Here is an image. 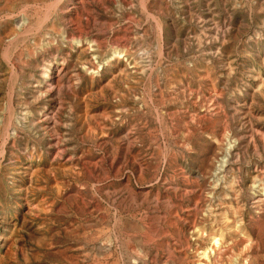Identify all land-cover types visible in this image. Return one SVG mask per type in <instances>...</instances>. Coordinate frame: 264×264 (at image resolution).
Returning <instances> with one entry per match:
<instances>
[{"label": "rangeland", "instance_id": "rangeland-1", "mask_svg": "<svg viewBox=\"0 0 264 264\" xmlns=\"http://www.w3.org/2000/svg\"><path fill=\"white\" fill-rule=\"evenodd\" d=\"M262 139L264 0H0V264H264Z\"/></svg>", "mask_w": 264, "mask_h": 264}, {"label": "bare ground", "instance_id": "bare-ground-1", "mask_svg": "<svg viewBox=\"0 0 264 264\" xmlns=\"http://www.w3.org/2000/svg\"><path fill=\"white\" fill-rule=\"evenodd\" d=\"M84 1V0H83ZM53 5V4H52ZM9 7V6H8ZM85 9V8H84ZM46 10H48V9H46ZM83 10V8H81V11ZM86 10V9H85ZM106 10V9H105ZM50 11V10H49ZM81 11H80V13H81ZM84 11V10H83ZM51 12V11H50ZM46 13V12H45ZM76 14V13H75ZM44 15V14H43ZM82 15V14H81ZM80 15V16H81ZM149 15V14H148ZM76 16V15H75ZM74 16V17H75ZM127 17V16H126ZM43 18H44V16H43ZM79 18V17H78ZM92 19V18H91ZM152 19V18H151ZM43 20V19H42ZM44 20H45V18H44ZM77 20V19H76ZM77 22V21H76ZM75 22V23H76ZM72 23H74V21L72 22ZM78 23H80L79 21H78ZM80 25V24H79ZM102 25V24H101ZM81 26H82V24H81ZM41 27V26H40ZM74 27V26H73ZM76 27H79V26H76ZM79 29H80V27H79ZM124 29V28H123ZM77 30H78V28H77ZM84 30V29H83ZM31 31V30H30ZM80 31H82V29L80 30ZM126 31V30H125ZM32 32V31H31ZM64 32V31H63ZM30 33V32H29ZM45 33V32H44ZM43 34V33H42ZM63 34V33H62ZM78 34V33H77ZM22 35V34H21ZM20 35V36H21ZM27 35V34H26ZM78 36V35H77ZM77 36H75V38L77 37ZM49 37V36H48ZM73 37V36H72ZM67 38V37H66ZM70 38H71V36H70ZM79 38V37H78ZM77 38V39H78ZM62 39V38H61ZM64 39V38H63ZM68 39H69V37H68ZM67 39V40H68ZM65 40V39H64ZM73 40V39H72ZM73 41H77L76 43H78V42H80V40H73ZM68 42V41H67ZM126 42V41H125ZM49 43V42H48ZM109 43H111V42H109ZM68 48V47H67ZM140 51V50H139ZM143 55V54H142ZM141 55V56H142ZM149 55V54H148ZM159 55V54H158ZM4 56H5V54H4ZM3 56V57H4ZM18 56V55H17ZM121 53H120V51H116V50H113L112 52H110V53H108L104 58H103V60L101 61V66L102 67H112V64H114L113 62H114V60H116V59H118V58H121ZM139 57H140V55H139ZM5 58V57H4ZM73 58V59H72ZM71 59L72 60H74V62L76 61L77 63H80L81 65H83V64H85V61L84 62H81L80 61V57H78V56H74V57H72ZM137 58H138V56H137ZM141 58V57H140ZM158 58V57H157ZM70 59V60H71ZM142 59V58H141ZM139 62V61H138ZM142 62V61H141ZM64 63V62H63ZM87 63V62H86ZM36 65V64H35ZM147 65V64H146ZM86 67V66H85ZM141 67V66H140ZM33 68V67H32ZM12 69V68H11ZM41 69H42V67H41ZM88 69V68H87ZM99 69V68H98ZM103 69V68H102ZM148 69V68H147ZM153 69V68H152ZM151 69V70H152ZM52 70H53V68H52ZM149 70H150V68H149ZM148 70V71H149ZM121 71V70H120ZM39 72V71H38ZM47 73V72H46ZM46 73H44V75H42V79L44 80V83H45V85L46 84H48V83H51V80L53 79V77H52V73H51V70L50 69H48V73L46 74ZM146 73V72H145ZM150 73V72H149ZM154 73H155V71H154ZM40 74V73H39ZM128 74V73H127ZM148 74V73H147ZM29 75V74H28ZM149 75V74H148ZM41 77V76H40ZM139 78V77H138ZM149 78V77H148ZM42 80V81H43ZM146 81V80H145ZM43 83V82H42ZM144 84V83H143ZM142 84V85H143ZM151 84H152V82H151ZM141 85V86H142ZM153 85V84H152ZM144 86V85H143ZM157 87V86H156ZM40 92V91H39ZM149 96V95H148ZM144 99V98H143ZM159 105V104H158ZM248 112L250 111V110H247ZM24 115V114H23ZM25 117H26V115H25ZM18 118V117H17ZM21 118V117H20ZM156 118H157V116H156ZM23 119H24V117H23ZM10 121V120H9ZM9 121H7V125H8V123H9ZM14 121V120H13ZM25 121V120H24ZM33 122V121H32ZM14 123V122H13ZM18 123V122H17ZM57 124V123H56ZM15 125H16V123H15ZM31 125V124H30ZM32 126V125H31ZM15 128V127H14ZM10 129V128H9ZM12 129V128H11ZM14 130V129H13ZM128 130V129H127ZM8 131V130H7ZM55 131V130H54ZM52 133V132H51ZM50 133V134H51ZM152 134V133H151ZM53 140V139H52ZM227 140V139H226ZM236 140V139H235ZM263 140V139H262ZM130 141V140H129ZM236 142V141H235ZM235 142H234V145H231V142H229V143H227L226 144V142L224 143V144H226V147L224 148V153H223V156L218 160V162H216V165L214 166V169H213V172H212V179L210 180V188L213 190V193H215V195H217V197H218V195L221 193V192H223L224 191V188H225V186L227 185V180H229V178H230V176L232 175V167H231V162H232V160L233 159H236V156H235V154H233V149H234V147H235ZM262 142V141H261ZM263 142H264V140H263ZM263 145V144H262ZM163 147V146H162ZM205 149V148H204ZM207 151V150H206ZM235 151V150H234ZM162 152V151H161ZM255 152V151H254ZM1 153H2V151H1ZM237 153V152H236ZM206 155V154H205ZM220 157V156H219ZM205 158V157H204ZM206 159V158H205ZM204 159V160H205ZM176 165V164H175ZM193 165V164H192ZM234 168H235V165H234ZM263 174V173H262ZM211 175V174H210ZM233 175H234V173H233ZM202 176V175H201ZM207 176H209V175H207ZM197 177V176H196ZM210 177V176H209ZM234 177V176H233ZM260 177H262L261 175H260ZM199 178V177H198ZM235 178V177H234ZM252 179V178H251ZM261 179V178H260ZM197 180V179H196ZM232 180V179H231ZM200 181V180H199ZM261 181V180H260ZM231 182V181H230ZM234 182V181H233ZM255 182V183H254ZM252 181L251 183L253 184V185H251L252 187H254V188H258V185H256V181ZM205 183H206V181H205ZM232 183V182H231ZM257 183H259V182H257ZM207 184V183H206ZM196 185H197V183H196ZM202 185V184H201ZM236 185V184H235ZM264 185V184H263ZM203 186V185H202ZM234 186V185H233ZM235 187V186H234ZM262 187V186H261ZM238 188V187H237ZM197 189V188H196ZM259 189V188H258ZM261 189V188H260ZM172 190V189H171ZM252 191V190H251ZM264 191V190H263ZM262 191V192H263ZM174 192V191H173ZM172 192V193H173ZM212 192V191H211ZM228 192V191H227ZM226 192V193H227ZM224 193V192H223ZM174 194V193H173ZM183 194V193H182ZM197 195V194H196ZM199 196V195H198ZM203 196V195H202ZM225 196H227V195H225ZM212 197V196H211ZM187 198V197H186ZM198 198V197H197ZM212 199V198H211ZM222 199H223V197H222ZM227 199H228V197H227ZM206 200V199H205ZM233 200V199H232ZM195 201H196V199H195ZM194 201V202H195ZM201 201V200H200ZM222 201V200H221ZM230 201V200H229ZM196 202H199V201H196ZM209 202V201H208ZM212 202V201H211ZM211 202H209V203H211ZM218 202V201H217ZM227 202V201H226ZM202 203H204V202H202ZM194 204V203H193ZM227 204H229V202L227 203ZM190 205V204H189ZM199 205V204H198ZM216 205V204H215ZM214 206V205H213ZM218 206V205H217ZM221 206V205H220ZM223 206H224V204H223ZM234 206H236V205H234ZM241 206V205H240ZM199 207V206H198ZM203 208V207H202ZM220 208V207H219ZM226 208V207H225ZM228 208V207H227ZM226 208V209H227ZM234 208V207H233ZM233 208H232V210H233ZM200 209V208H199ZM217 209V208H216ZM239 209V208H238ZM201 210V209H200ZM210 210V209H209ZM228 210V209H227ZM226 210V211H227ZM196 211V210H195ZM215 211V210H214ZM234 211V210H233ZM236 211V210H235ZM240 211V210H239ZM189 213V212H188ZM193 214H194V212H192ZM229 213V212H228ZM202 214V213H201ZM189 215V214H188ZM240 215V214H239ZM241 216V215H240ZM190 218V217H189ZM241 218V217H240ZM239 218V219H240ZM185 219V218H184ZM192 219V218H191ZM237 219V218H236ZM169 220V219H168ZM186 220V219H185ZM194 220V219H193ZM172 222V221H171ZM175 222V221H174ZM185 222H187V221H185ZM169 223V222H168ZM170 224V223H169ZM190 226H191V224H189ZM192 225H193V223H192ZM176 227V226H175ZM194 227V226H193ZM6 231V230H5ZM172 231V230H171ZM154 235V234H153ZM148 236H150V235H148ZM150 241H151V239H150ZM149 241V242H150ZM176 249V248H175ZM235 258H237V257H235ZM239 258V257H238ZM244 258V257H243ZM246 259V258H245ZM245 261V260H244ZM251 262H254V261H251ZM236 263V262H235ZM255 263V262H254Z\"/></svg>", "mask_w": 264, "mask_h": 264}]
</instances>
